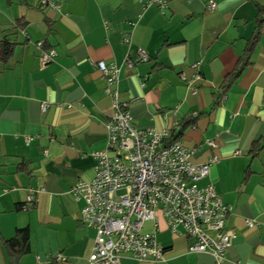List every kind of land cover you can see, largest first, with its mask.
Masks as SVG:
<instances>
[{
    "label": "crops",
    "instance_id": "crops-1",
    "mask_svg": "<svg viewBox=\"0 0 264 264\" xmlns=\"http://www.w3.org/2000/svg\"><path fill=\"white\" fill-rule=\"evenodd\" d=\"M208 1L174 0L160 10L137 0H0V40L17 42L0 68V264H11L4 242L23 228L30 240L21 264H51L58 254L63 264H89L96 232L83 225V203L71 190L93 179V153L107 147L113 99L100 62L121 69L120 98L139 129L172 133L183 125L194 164L219 158L198 184L213 185L232 208L226 228L235 239L221 264H264V147L256 148L264 143V0H216L211 12ZM255 36L249 64L222 94ZM52 49L55 59L43 66L39 57ZM138 50L148 61L125 66ZM31 191L36 203L23 210ZM156 237L162 260L126 256L122 264H217L190 252L193 240L161 216Z\"/></svg>",
    "mask_w": 264,
    "mask_h": 264
},
{
    "label": "built area",
    "instance_id": "built-area-1",
    "mask_svg": "<svg viewBox=\"0 0 264 264\" xmlns=\"http://www.w3.org/2000/svg\"><path fill=\"white\" fill-rule=\"evenodd\" d=\"M137 1L144 9L156 6L164 10L174 0ZM43 5L57 8L53 2L44 1ZM217 7L216 0L207 2L208 11ZM37 46L41 50L43 44L39 42ZM55 57L56 51L52 49L42 52L39 60L45 66ZM148 59L143 50H138L137 59L128 54L124 65L133 68L137 62ZM198 67L199 64L194 66ZM98 69L107 83L106 94L113 99V112L106 123L107 147L93 153L96 160L93 179L80 180L71 190L74 199L83 203L80 216L83 225L96 232L89 264H122L126 256L139 262L162 260L165 248L156 237L160 216L171 232L193 240L190 252L209 253L221 264L235 239V232L226 228L232 208L213 185L198 184L209 176L211 165L219 158L213 156L196 165L192 162L194 152L181 138L167 144L171 132L139 129L129 104L120 98L121 69L105 62H100ZM196 77L200 79V75ZM192 90L197 92L195 87ZM46 107L43 105L42 110ZM207 145L217 148L215 141H208ZM35 201L36 194L31 191L23 210L33 207ZM147 224L154 231H147ZM65 262L66 258L58 254L51 263Z\"/></svg>",
    "mask_w": 264,
    "mask_h": 264
},
{
    "label": "trees",
    "instance_id": "trees-1",
    "mask_svg": "<svg viewBox=\"0 0 264 264\" xmlns=\"http://www.w3.org/2000/svg\"><path fill=\"white\" fill-rule=\"evenodd\" d=\"M258 11L261 19L259 20V24L261 25L264 22V5H259L258 6ZM19 23V22H18ZM24 26L21 24H17L16 28L21 29ZM257 41V37H253L247 45V48L245 50L244 55L240 58L234 72L228 75L227 77V83L223 86L222 88V94L226 93V89L228 86L233 82L236 81L240 75L243 73L245 67L247 64L250 62V58L252 56V52L255 48V43ZM17 47V42L14 41L12 38L9 36L5 37L4 39L0 40V68L2 66L7 65L10 60L14 56V51ZM219 102H215L213 109L218 106ZM183 125L180 127L178 131H174L171 133L170 138L167 140V144L178 140L181 138L183 134ZM264 147V143L262 142L256 144V148L258 150H261V148ZM23 208V206H22ZM30 240V232L28 228H23L19 229L16 232V235L14 238L7 240L4 242V245L6 247V250L8 251L9 257H10V262L11 264H21V259L23 255L28 251V244ZM51 264H56V263H51Z\"/></svg>",
    "mask_w": 264,
    "mask_h": 264
}]
</instances>
